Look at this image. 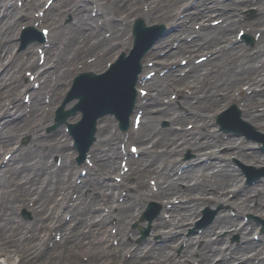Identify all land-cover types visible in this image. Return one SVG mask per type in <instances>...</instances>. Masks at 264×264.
Returning <instances> with one entry per match:
<instances>
[{
    "label": "bare ground",
    "instance_id": "bare-ground-1",
    "mask_svg": "<svg viewBox=\"0 0 264 264\" xmlns=\"http://www.w3.org/2000/svg\"><path fill=\"white\" fill-rule=\"evenodd\" d=\"M3 0H1V4ZM137 0H130L129 3H126L125 5L124 2L122 0H114L111 1L112 4H109L108 1L105 0H98V5L100 6L101 9L104 10L105 13H109L107 10L108 5H110V8L114 6V9H116L117 11L120 10V8H123L124 10H128L129 14H134L135 11L137 12V9L139 8L138 6H135ZM214 2H217V0H213ZM40 2V0H34L33 3L36 5H38V3ZM78 2V1H77ZM27 3V2H25ZM73 4H76V1L72 0ZM71 3V4H72ZM158 0H149V10L146 11L147 14H149L153 9L155 10V16L157 15V7H158ZM85 4V2L83 3ZM213 7L216 9L218 8L220 5L217 3H213L212 4ZM151 8V11H150ZM17 9V8H16ZM220 11V9L218 10ZM50 14H52V11H49ZM19 13H22V11H17V12H13L11 11V14H2L0 15V31H4L5 33L3 34V36H5V40L7 39L6 43H3V38L0 41V71H2L0 73V114L1 113H6L9 111L8 107L6 106V101L8 100H15L16 99V94H18L19 92H21L22 89H27V87L30 86V83L26 80L23 81L22 80V66L26 63H28L29 65H35L34 62V53H33V46L32 44L29 45L26 48V52H27V58L26 60H22V52L20 50H14L15 45H11L13 44L12 41V37H10V35L14 34V29L16 28V25L18 24V22H20L19 18L17 19L15 16L19 15ZM48 15L49 17H51V15ZM114 15H117V13H111ZM146 14V15H147ZM21 16H23L25 19H29L30 18V14H21ZM82 19H84V17H80ZM123 20V19H121ZM117 24H114L110 27L111 31H110V35L107 39H103L101 41H97L95 39V41H97L98 48L94 49L93 51L97 53V57L95 58V60H92L94 63L93 65L96 67L97 64H101L104 57H105V53H101V52H105L108 48L105 49H101L98 50L101 46V44L109 41L111 42V46H115L113 48H111L109 50V52H115L118 51L121 48V45H125L127 43V41L124 38V30L120 27L119 24H123L122 21H116ZM238 20L236 19V17H230L224 20V22L222 24L217 25V27L215 26V28H210L207 29L205 28L207 33H213V35H215L216 37H224L226 35H228V33L230 31H232L234 29V27L238 24ZM96 34L98 37H102L100 35V31H96ZM90 33L88 31L83 30L82 32H78L75 35H69L67 34L66 31L63 30V27H58L55 30H52V34H51V47L48 50V55L46 58V62L50 61V66L48 67V70L46 71H42L43 74L40 75V79L43 80L42 81V85L38 88V89H33L32 90V96H33V102H32V112H33V116L31 118V120L29 121L30 123H32L30 125V128L32 129L31 131H33V139H36L37 141L34 142V144H36L35 146H37L39 149V157L35 158L32 157L30 155H25L21 153V148L22 146L19 148L15 147V153L12 155L11 160H16V158H23L24 160H20L18 162H22V166H16L15 162L11 163V167L13 170L12 173V177L13 178H19L22 182L19 183V188H20V196L17 199L16 202H18V200L21 202V200H23L24 198H30V196L34 195L33 191H30V186L33 185L32 183L29 184L30 181L29 178H31L33 175H35L34 172H38V174L40 175V173L42 175H44V171L45 174L50 173V172H54V170L51 168V163L48 161V159L45 158H40V156H47L49 154H52L54 152H61L63 146H64V142L60 137H54L53 141H45V140H40L38 139V136H41L43 134L42 128L43 126L48 122V119L50 117L49 112L47 113V115L43 114V110L44 108V97L42 95V93H46L48 94L49 100L48 103L46 105L49 106V108L55 104V102L58 99V96L62 93V89L64 88V85L66 84V80H65V75L70 73V71L72 70V61L80 56H82L84 54V52L86 50H89L91 47V43L86 42V44L81 48V49H77L74 46H72V41H77L79 37L81 36H89ZM207 35V34H206ZM71 36H75L72 39ZM84 37V38H85ZM86 39V38H85ZM84 39V40H85ZM61 44H66V47L63 48L61 46ZM228 51V50H227ZM83 52V53H82ZM82 53V55H80ZM49 54H50V58H49ZM3 59H6L5 61ZM85 59L84 57L81 58V60ZM213 59V58H212ZM239 60L238 57H234L232 60V65L228 66V67H232L235 63H237ZM257 63H256V67L258 69H260V64L264 63L263 58H261V60L258 58L257 59ZM52 61V62H51ZM89 62H87L86 64H88ZM221 64V65H220ZM216 63L214 62V68H215V77L214 80H217L218 78H220L221 76L226 77L227 79H225V83L224 86L226 88V94H224V96H217V97H208V101L209 103L206 102V98L202 97L200 98V105L203 107H207L209 109H218V107L221 106V104L223 102H226L228 99V95L231 94V88H229L231 86V84H229V80L233 77L230 73H227L228 71V67L223 66L224 63ZM127 65V62L124 63L123 65L119 66L118 69L120 70V73L123 72ZM117 69V71H118ZM122 76H126V73ZM193 77H196V74H191L189 76V78L191 79ZM229 76V77H228ZM121 79H125L127 80V77H121ZM128 81L123 82H118L116 84H108V85H102L101 83H92L91 81L87 80L84 83L81 84L82 88L81 90H79V93L83 94L84 96H88L89 98L93 99V102L96 103L97 100H100L102 98H99V95L101 97H104L106 95H108V97L113 96V97H117V95H119L120 99L124 96V94L127 91V83ZM96 85V86H95ZM165 86V85H164ZM80 87V86H79ZM78 87V88H79ZM77 88V89H78ZM167 87L165 86L164 89H166ZM123 92V93H122ZM96 100V101H95ZM114 100H116L114 98ZM158 99H155L154 101H157ZM263 100V104H264V98L259 97L258 95H254L251 97L250 101L248 100L246 103V110H247V114L250 116H255L254 120L259 121L262 118L264 119V113H258L255 112V108L257 105H259V101ZM12 102V101H10ZM82 103L85 107H87V110H89V107H91L90 104V100H82ZM93 103V104H94ZM111 104L117 106L116 102H111ZM8 105V104H7ZM15 107L21 105L17 100L15 101ZM159 110H161L162 113L165 114L166 110L164 108H160L158 107ZM5 111V112H4ZM261 112V111H259ZM40 118H45L44 120H40L38 123L36 122V120ZM152 118V116H151ZM154 121L157 120L156 115L153 116L152 118ZM201 120H204V118L201 117ZM79 121H77L78 123ZM103 122V121H102ZM102 122L100 124H102ZM105 122V121H104ZM204 130H200L201 134H210L213 135L215 134L214 132H210L207 124H203ZM29 126V125H28ZM103 127H106V124H102ZM19 128V127H18ZM78 128L80 130V134H79V144H83L85 142H87V140L90 139L89 133L86 132L88 125L85 123H80L78 125ZM22 130V128H21ZM50 132H48L49 134ZM15 134L12 132H6L2 135H0V151L4 148H8V147H12L11 146V141L12 139L15 137ZM179 135L180 138L185 137V139H190L191 137H188L186 134V130H182L179 133H175V136ZM213 141L205 138L203 141L200 142V144H198V148L199 147H203L204 144L206 145H210ZM32 145L30 144V147ZM197 147V145H196ZM234 150L237 153H241L244 158L249 159V152L247 151H243L241 150V145L235 144L234 145ZM154 152V150L152 149L151 151H146V154L151 155L150 153ZM161 153V152H160ZM166 161L164 162V164L169 162L170 166H174L175 165V161L177 160V157L173 154H166L164 155ZM251 158H255L253 157V155H251ZM150 159H153V156L150 157ZM164 158H162V160H165ZM262 159L261 156H259V160ZM264 159V158H263ZM163 164V165H164ZM102 167L104 168V173H109V170L107 169V166H111L112 165V160L108 161L107 159L103 160V163L101 164ZM224 164H221L219 167H221ZM162 166V165H161ZM159 166V167H161ZM203 166H205L203 163L198 165V168H203ZM10 167V168H11ZM33 167V169L31 168ZM101 167V166H100ZM24 168V169H22ZM27 169V170H26ZM152 169H154V167H150V166H146L145 168H143V170L149 172L150 170L152 171ZM196 167L192 168V169H185V171L181 174V175H176L175 178H182L183 180H186V184H187V188L190 187L194 188L197 191L202 192L203 188L202 187H195L194 185H197L199 180L197 179V173H196ZM10 170V169H9ZM7 170V171H9ZM70 171V168H62L61 169V176L63 177V181L64 184L67 181V176L68 173ZM232 172V169L230 167L225 168V170L223 171L224 174L228 175ZM161 174L165 179H157L158 183L159 182H165L162 183L161 185L159 184V191L160 193L166 192L167 190L165 188H163V184H168L170 186H176L175 182L176 180H174V177H171V175L168 173V168L167 166H165L162 170H161ZM9 175V174H8ZM52 176L49 175V179L47 181H43L46 186L50 187V178ZM94 177V176H93ZM7 178V176H5L4 178H2V180L0 181V188L4 185L5 179ZM37 178V177H36ZM35 179V178H34ZM33 179V180H34ZM41 179V178H40ZM44 180V178L42 179ZM40 180V181H42ZM39 181V182H40ZM90 181H92L93 183H95V180L91 179ZM170 183H169V182ZM226 181H229L228 179ZM230 182H226V185H224L222 188L226 189L225 187L230 185ZM114 185V182L111 181L110 179L104 181L102 183V191L99 192V194H95L93 189V185L90 183V185H85V187H82L80 195H79V202L82 206V214L79 216H73L72 217V222H69V224H65L63 227V224L61 222H57L54 223L53 221V217H52V208L59 202L62 203L63 201H65L67 199V193H68V188L67 185L63 186V184H61L60 186V191L62 192L61 195V199L60 201L54 196V198H52L51 202H49V205H41L38 204L37 206V210L39 211V215L36 217V224L29 228V226H25L26 228H24V226H20L22 223H20V225L18 224H13L11 225V212L6 211V214H3V216L1 217L0 223H2L4 225V229H3V233L2 235L5 236V239L8 238V244L7 245H3L1 242V237H0V252L4 253H8L9 251H14V252H20V254L22 255H28L30 253L34 254L35 256L39 257V262L38 263H44V264H58L59 262H61V264H190L189 259L190 257H193V252L194 249L193 248V243H192V238L189 239L186 247H185V253L183 256H185L184 258L182 257V261H175L173 258V255L175 257V253L174 254H170L169 255V251H170V246L167 245H163L162 247H157V248H148L146 250H143L142 248H140V250L136 253L133 254L131 259H127V260H122V258L120 259H116L113 258V256H110V253L112 251V249L114 248L112 246V244L109 242V232H108V224L106 221V216H101L102 212L97 211L98 208L100 207V203L101 201H104L105 197H107L108 200L115 202V198H114V194L112 191V186ZM214 191H211L212 193H215V188L216 185L213 184L211 185ZM144 190L142 191L143 194H147L146 190H148L147 185L143 184ZM177 189L179 190V186H176ZM87 188V192L85 191V189ZM90 189V191H89ZM111 189V190H110ZM222 189V190H223ZM262 190L259 193V196L262 195V193H264V188H261ZM22 191L24 192L25 196L22 195ZM47 192V191H46ZM45 192V194H46ZM94 192V193H93ZM86 193V195H85ZM150 194L152 195L153 193L150 192ZM5 195V194H4ZM2 194V189H0V198H2L4 196ZM12 195V194H11ZM47 195H49V192H47ZM56 195H58V193H56ZM184 194H181V196H183ZM207 195V194H206ZM204 194H198V195H194L193 196V200L190 201V203H188L189 205H193L195 206L197 203H202V202H208L209 200L213 203H216L218 196L213 195V196H206ZM13 197V196H12ZM24 197V198H23ZM51 197V196H50ZM14 198V200H16ZM32 199V198H30ZM47 200V199H45ZM1 201V200H0ZM126 201L123 202V206L127 205L125 203ZM130 203V202H129ZM128 203V205H129ZM241 203H247L245 201H241ZM15 205V203H14ZM42 206V207H41ZM50 206H52V208H50ZM179 206V205H178ZM181 207H183L184 209H187V204L181 203ZM258 207L263 211L264 209V199L263 201L260 200ZM131 209H133L134 207H130ZM176 208V205H175ZM245 208V205H243V209ZM243 209H240V212L243 211ZM75 212V210H74ZM94 212V213H92ZM264 212V211H263ZM130 214L131 212L129 210H126L125 208L122 209V211H120V218L119 221L117 223V228H118V234L120 235V239L122 238V236L124 235L123 233V229L126 227L124 225V220L125 219H129L130 218ZM55 215V214H54ZM184 217L186 219H191L190 216L192 215L188 209L184 211L183 213ZM239 215V214H238ZM237 215V216H238ZM223 216V213H222ZM125 217V218H124ZM221 216H219L220 218ZM234 218L236 217H230L227 215H224L221 219V224L222 225H226L228 222L232 223L235 222ZM43 221L39 224V220ZM87 222L93 225L94 229L99 231V236L97 239L95 238H90L88 239V241H85L86 243H83L82 240H84L86 238L85 235V228L82 230V226L83 223ZM186 224V222H185ZM184 224V225H185ZM184 225L183 228L184 229ZM52 226H60L59 229H61L62 237H61V241L60 242H56L55 244H53V246L51 247V249H49L47 247V245L45 244V239L49 238L50 234H51V228ZM242 227L238 228V230H241ZM80 231V235L77 234V232ZM181 232V231H180ZM18 234L19 237H14V234ZM44 233L46 234V238H44V236L42 237V234L44 235ZM211 233V228H206L203 230V235L204 236H208ZM80 236V237H79ZM181 237V235H180ZM80 238V240H79ZM82 239V240H81ZM101 240H103V242L101 243ZM78 241V242H77ZM94 241V242H92ZM83 243V244H82ZM95 243V244H93ZM6 244V243H4ZM75 244V247L81 244V249H82V254H87L88 256V260L85 261V263H79L76 262V253L74 252V250L68 251V249H71V245ZM92 244V245H91ZM209 243L205 242L204 246H207ZM255 242H253L252 240L248 239L247 237H244V241L242 243V245H236L234 248L231 249L228 248L226 249L227 251L230 249V256L227 257V251L224 249H221L220 247L217 249L218 253L222 252V256H221V260L225 261V264H232V261L235 260H239L238 264H254V258H256V256L261 258L260 260L264 259V249L258 252H255L254 254H250L249 257H244V253L247 252L248 248H253L255 246ZM135 245L134 242L128 241L124 242L123 239L119 242L118 246H117V250L118 251H123V248H132V246ZM145 245V242H142L140 244V246ZM218 246H214L211 248H217ZM211 248L209 250V247L205 248L204 251H202L198 257V259H200V263L199 264H221L218 261H215V257L213 256L214 253L211 251ZM114 250V249H113ZM48 253H50L51 255H49V258L52 259L53 257L55 258L54 261H49L47 258ZM1 254V255H2ZM125 252H123V256H124ZM220 255V254H217ZM263 257V258H262ZM9 258V256H8ZM136 258V260H134ZM248 258V259H245ZM51 263H49V262ZM6 263V260L3 258H0V263ZM53 262V263H52ZM146 262V263H145ZM148 262V263H147ZM214 262V263H213ZM261 264V263H260Z\"/></svg>",
    "mask_w": 264,
    "mask_h": 264
},
{
    "label": "rangeland",
    "instance_id": "rangeland-1",
    "mask_svg": "<svg viewBox=\"0 0 264 264\" xmlns=\"http://www.w3.org/2000/svg\"><path fill=\"white\" fill-rule=\"evenodd\" d=\"M205 82V81H204ZM180 83V82H179ZM201 89L198 91V94H200L201 93ZM169 94V90L167 91V92H165V93H163L162 94V97H166L167 95ZM184 95H186V94H184ZM199 110H201V112H203V109L202 108H200ZM208 113V112H207ZM247 119L249 120V118L247 117ZM189 122H193L194 123V121H192V120H190L189 118H186L183 122H180L179 124L181 125V126H183V125H185L186 123H189ZM212 125H215L216 126V123H214V124H212ZM253 125L256 127V129L257 130H260V131H262V133L264 134V127L263 126H261L260 125V123L259 124H255V123H253ZM215 126L213 127V129H217V128H215ZM223 131H221L219 134H220V136H222L223 135ZM231 132H229V134H230ZM226 134H228V133H226ZM225 134V135H226ZM232 134V133H231ZM241 137H243V136H241ZM234 139H235V142H237V141H240V137L237 135V134H234ZM37 140H34L32 137H31V134H30V132L28 133V137L25 139V141H24V145H22L23 146V148H22V154H25V155H30V156H32V157H38L40 154H39V148L37 147V146H35L36 144H34V142H36ZM243 142L244 143H242L243 144V146H244V149L246 148V149H248L250 146H254V147H259V146H257V143L254 141V140H252V141H247V139H244L243 140ZM250 142V143H249ZM247 143H249V144H247ZM30 144L32 145L31 147H30ZM206 149V148H205ZM6 150H8V149H3L2 151H1V154H0V158H1V156L3 155V153L4 152H7ZM48 158V157H47ZM226 158H228L229 159V162H230V164H231V166L232 167H234V172L236 171L237 172V177H236V179L238 180L239 179V177H244V174H241V171H240V169H238V166H235L236 165V163H238V161H240V158L237 156V154L236 153H227L226 154ZM49 160L51 161V158H50V156H49ZM242 161V160H241ZM16 162H17V165H18V160H16ZM16 164V163H15ZM253 165V164H252ZM256 167H257V165H256ZM32 169H33V167H31ZM22 169H24V168H22ZM27 170V169H26ZM13 173V170H12V172H11V174ZM140 177L142 178L143 176H142V174L140 175ZM139 177V178H140ZM210 178V177H209ZM18 179V178H7V180L6 181H8V182H6V184H5V188H6V193H5V195L3 196V201L2 202H0V220H1V217L3 216V214H6L5 212L6 211H9V212H11V225H12V223L13 224H18V225H20V223H22L20 226H24V228H26L25 226H29V228H31V227H33L34 225H35V218L33 217L34 215H35V213L32 211V209H31V205H29L30 203H32V200L29 202V204H28V207H30V209H29V213H28V211H26V208H27V204H24V205H22L21 204V202H19V200H18V202H16L17 201V199L16 200H14V198H15V196H14V193L16 194V191H17V181L16 180ZM131 179H133V178H131ZM212 180V179H211ZM260 182V181H259ZM204 184V183H203ZM38 185V184H37ZM203 187V186H202ZM13 189H15V191L13 190ZM12 194V195H11ZM13 196V197H12ZM224 199H225V197H224ZM49 202H50V199H47ZM14 203H15V205H14ZM48 203L46 202V204H44V205H47ZM199 205V204H198ZM202 204H200L199 206H201ZM146 206V202H145V205H144V207ZM203 207H205L206 205H202ZM143 207V208H144ZM179 211H181V207L180 208H177ZM142 210V209H141ZM140 210V211H141ZM3 213V214H2ZM160 213L161 214H163V211H162V209H161V211H160ZM172 213H174L175 215V217L176 218H178V216H181V215H179V213L177 214L176 212H174V211H172ZM168 215L170 214V212H168L167 213ZM164 215V214H163ZM125 218V217H124ZM139 218H140V213L138 214V216L136 217V218H132L131 220H130V222L129 223H127L128 221H126V227H127V229H132L133 231H134V236H133V239L134 240H136L137 238H140V236H141V233H142V231H141V229L139 228V226H141V224H140V221H143V219H141V220H139ZM169 219V218H168ZM31 220H34V221H31ZM21 221V222H20ZM20 222V223H19ZM151 223H152V221H151ZM152 225V224H151ZM156 226V224L154 225V227ZM170 226V223H166L164 226H162V225H157L156 226V231H155V233L153 234V236H155V237H158V236H161L162 234V230H166L168 227ZM125 227V228H126ZM125 228L123 229L124 231V233H125ZM177 228V227H176ZM176 228H174V229H176ZM219 228H221V226H219ZM3 229H4V225L2 224V223H0V237H1V242H2V244L3 245H7L8 243V238H6L5 239V236H3L2 235V233H3ZM87 230H88V228H87ZM94 230V227H92V229L91 230H89V232L88 233H85V235H86V238L84 239V240H82L83 241V243H86L85 241H88V239H92V238H94V236H92L93 235V233H95V235H96V233H98V231L95 229V231H97V232H94L93 231ZM46 234L47 233H44V235L42 234V237L44 236H46ZM77 234L78 235H80V231L79 232H77ZM127 235V232H126V234H124V236H126ZM14 237H19L18 236V234H14ZM80 237V236H79ZM112 237V236H111ZM110 237V238H111ZM52 238V237H51ZM79 240H80V238H79ZM78 242V241H77ZM92 242H94V241H92ZM103 242V240H101V243ZM4 243H6V244H4ZM82 243V244H83ZM47 245V244H46ZM92 245V244H91ZM71 247V249H68V251H73L74 250V252L76 253V262H79V263H85V259L86 258H88V257H90V256H88L87 254H82V249H81V244L80 245H78V246H76L75 247V244H73V245H71L70 246ZM49 248V247H48ZM2 254V252H0V258H3V259H5L6 260V263L4 262V264H44V263H38L39 262V257L38 256H35L34 254H32V253H30V254H28V255H22V254H20V252H14V251H9L8 253H4L3 252V254ZM49 255H51L50 253H48V255H47V258L46 259H48L49 258ZM8 256H9V258H8ZM49 261H54L55 260V258L53 257L52 259H48ZM88 260V259H87ZM135 260V259H134ZM48 261V262H49ZM49 263H51V262H49ZM53 263V262H52ZM146 263V262H145ZM148 263V262H147ZM47 264V263H46ZM56 264V263H55ZM58 264H61V262H59Z\"/></svg>",
    "mask_w": 264,
    "mask_h": 264
}]
</instances>
